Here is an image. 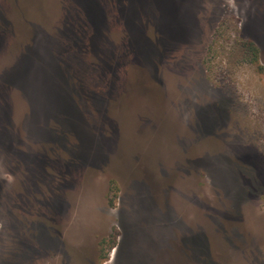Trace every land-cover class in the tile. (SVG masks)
I'll return each instance as SVG.
<instances>
[{"label":"rangeland","instance_id":"rangeland-1","mask_svg":"<svg viewBox=\"0 0 264 264\" xmlns=\"http://www.w3.org/2000/svg\"><path fill=\"white\" fill-rule=\"evenodd\" d=\"M96 1L0 0V264H264V0Z\"/></svg>","mask_w":264,"mask_h":264},{"label":"trees","instance_id":"trees-1","mask_svg":"<svg viewBox=\"0 0 264 264\" xmlns=\"http://www.w3.org/2000/svg\"><path fill=\"white\" fill-rule=\"evenodd\" d=\"M84 1V4H85V7H84V12L85 13H89V17L90 16H93L95 17L94 20H92L93 24L95 23L96 26L92 27V28H95V29H98L99 27L101 28L102 27V24L101 22L99 21L100 19V14L98 13L99 11V8L98 7V2L96 0H83ZM157 1V0H156ZM79 12L82 11V9H78ZM98 14V15H97ZM73 15L77 16V9L74 10V11H71L70 15H69V21H68V24L63 28L60 27L58 31H62L60 33V38L65 44L69 43L70 44V47H71V51L69 50L67 52V55H70L72 58H73V55L78 57V55L76 54V52H73V50L75 49L74 48V45L78 44L80 45L81 44V41L84 40L83 37L81 36V33H79L77 30H78V24H76L77 22H75V18L73 19ZM88 16H87V20H88ZM87 23V22H86ZM100 25V26H99ZM100 28L98 30H100ZM84 35H86V33H84ZM83 35V36H84ZM93 35V36H92ZM88 36L89 37H92L94 39L91 38V43H96L98 44L99 43V38H97L98 36L96 34L93 33H88ZM73 60H77V59H73ZM70 65H71V62H70ZM70 72H71V75L74 77V76H78L76 70L74 69L73 66H70ZM77 74H75V73Z\"/></svg>","mask_w":264,"mask_h":264},{"label":"flooded vegetation","instance_id":"flooded-vegetation-1","mask_svg":"<svg viewBox=\"0 0 264 264\" xmlns=\"http://www.w3.org/2000/svg\"><path fill=\"white\" fill-rule=\"evenodd\" d=\"M246 162H248V159L247 160H245Z\"/></svg>","mask_w":264,"mask_h":264}]
</instances>
